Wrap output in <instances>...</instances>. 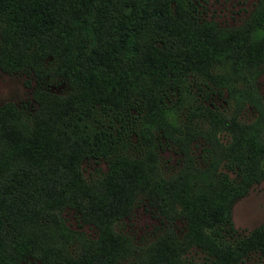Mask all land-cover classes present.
<instances>
[{"label":"trees","instance_id":"obj_1","mask_svg":"<svg viewBox=\"0 0 264 264\" xmlns=\"http://www.w3.org/2000/svg\"><path fill=\"white\" fill-rule=\"evenodd\" d=\"M0 70L35 85L33 109L0 104V264H188L192 248L205 264L252 252L264 264V222L238 231L230 216L264 178V147L230 113L242 87L264 109V0L225 26L195 0H0ZM57 82L61 92L47 89ZM199 140L209 147L196 157ZM213 144L232 178L206 175ZM86 159L105 170L84 175ZM138 203L158 221L144 262L132 234L115 228ZM67 207L92 235L64 224Z\"/></svg>","mask_w":264,"mask_h":264},{"label":"rangeland","instance_id":"obj_2","mask_svg":"<svg viewBox=\"0 0 264 264\" xmlns=\"http://www.w3.org/2000/svg\"><path fill=\"white\" fill-rule=\"evenodd\" d=\"M195 2L198 10H200L201 16L211 18L219 25L225 26L241 24L250 13L255 0H195ZM257 80L258 93L260 95L258 103L261 101L260 108L262 110L264 108V74L258 76ZM34 86V81L29 75L24 73H7L0 70V104L11 101L17 105H22L26 110L33 109L35 102L32 97V88ZM63 88L64 84L62 82L47 85V89L54 93L61 92ZM236 93L235 101L230 107V113L233 114L238 112L239 119L242 123H245V131L254 136L260 147H264V109L262 114H259L257 110H254L248 105L246 102L248 99L247 91L244 87H242L241 91H237ZM218 136L220 138L221 134L219 133ZM206 146L209 147L208 144L199 140L195 142V145L191 146L192 153L197 157V154L199 152L202 153V150ZM212 149L216 153L212 155V163L216 164V168L214 170L209 168L206 175L209 174V177H213V175H217V173L221 171L227 173L228 177L232 178L235 173L231 170H227L222 160L217 162V155L220 152L219 145L213 144ZM163 156L169 159L167 165L170 163L173 166L179 165V163H177L178 154L169 152L163 154ZM260 160L261 161H259L257 165V175H262L264 173V154ZM198 165L201 167L203 166L201 162H199ZM81 168L83 174L86 175L92 173L93 170L96 169L105 170L106 163L102 159H86L81 162ZM61 216L62 221L69 228L82 230L89 235L93 234L92 227L86 223L81 224L70 207L64 208L61 212ZM230 216L233 226L238 231L249 230L257 224L264 222V178H260L259 176L258 179L251 181L246 189L235 197L230 206ZM157 223V218L152 216L149 206L138 203L128 217L123 218L122 222L118 221L115 223V228L132 234L134 241L145 250L141 252L137 251V255L140 256L141 260L144 262L148 257L146 248H148L150 243L154 240L155 236L153 230H155L154 225ZM174 223L180 227L179 220ZM184 255L188 258V264L206 263V254L198 248H192ZM258 260L257 253L252 252L239 264H258ZM20 264L41 263L29 258ZM121 264L138 263L133 259H128V261L122 262Z\"/></svg>","mask_w":264,"mask_h":264}]
</instances>
